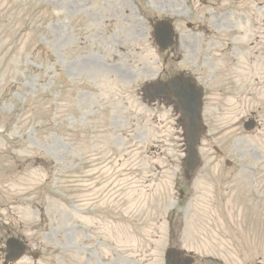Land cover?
<instances>
[{"label":"rangeland","instance_id":"obj_1","mask_svg":"<svg viewBox=\"0 0 264 264\" xmlns=\"http://www.w3.org/2000/svg\"><path fill=\"white\" fill-rule=\"evenodd\" d=\"M214 2L0 0V264L11 236L41 255L18 264H164L172 247L196 264H264V0L240 7L245 96L221 99L235 86L224 60L208 83L190 181L179 116L143 102L145 84L203 64L213 29L196 20ZM164 18L201 49L161 55L152 25Z\"/></svg>","mask_w":264,"mask_h":264},{"label":"water","instance_id":"obj_2","mask_svg":"<svg viewBox=\"0 0 264 264\" xmlns=\"http://www.w3.org/2000/svg\"><path fill=\"white\" fill-rule=\"evenodd\" d=\"M156 29V43L159 45L161 52H165L173 45V31L168 23H158ZM144 95L146 98L155 100L159 97L165 100L173 97L176 99V107L182 115V122L184 124L185 137L189 145L187 167L190 172L196 171L199 167L198 154L196 147L200 136L204 133L205 129L202 126L201 108L202 96L201 90L188 79L181 77L167 82L164 85L148 86L144 88ZM254 123L246 125L248 130L254 128ZM26 251L25 245L15 239L7 242V261L16 262ZM34 259H38L36 254H33ZM193 260L185 258L183 253L170 249L166 253V264H192Z\"/></svg>","mask_w":264,"mask_h":264},{"label":"flooded vegetation","instance_id":"obj_3","mask_svg":"<svg viewBox=\"0 0 264 264\" xmlns=\"http://www.w3.org/2000/svg\"><path fill=\"white\" fill-rule=\"evenodd\" d=\"M216 0L209 8L210 10L213 8L219 7L220 3H217ZM221 2H225L222 0ZM243 0H236V2H232L229 5L228 9L220 10H213L209 16L207 25L199 24L197 27L200 30L205 29H213L212 35L213 39L207 42V56L206 58L202 59V63L209 68H215L216 60L220 58L222 54L225 53L226 55H232L234 59L241 58V54L243 52V47L240 43V39L244 37L245 32L238 30L236 32V28H244L246 22V15L244 8H240L242 6ZM233 6L239 7V10H234ZM207 13V12H206ZM258 16H255V21L257 20ZM203 17L199 16L197 22H201ZM230 31L234 32L230 35ZM221 36V37H216ZM227 45V48H225ZM178 48H181L185 52H192L194 53L199 48V39L193 36V39H187L185 35L179 33L178 35ZM227 49V50H226ZM235 92V91H233Z\"/></svg>","mask_w":264,"mask_h":264}]
</instances>
